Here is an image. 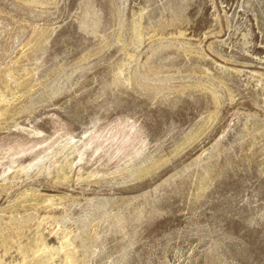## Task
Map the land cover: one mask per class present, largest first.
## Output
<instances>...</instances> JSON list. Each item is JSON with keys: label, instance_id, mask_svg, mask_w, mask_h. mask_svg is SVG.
Masks as SVG:
<instances>
[{"label": "rangeland", "instance_id": "374dc122", "mask_svg": "<svg viewBox=\"0 0 264 264\" xmlns=\"http://www.w3.org/2000/svg\"><path fill=\"white\" fill-rule=\"evenodd\" d=\"M0 264H264V0H0Z\"/></svg>", "mask_w": 264, "mask_h": 264}]
</instances>
